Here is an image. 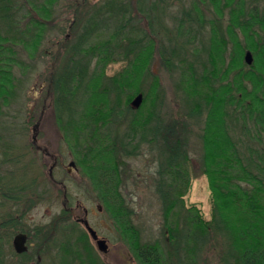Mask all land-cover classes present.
I'll return each instance as SVG.
<instances>
[{
  "label": "trees",
  "instance_id": "1",
  "mask_svg": "<svg viewBox=\"0 0 264 264\" xmlns=\"http://www.w3.org/2000/svg\"><path fill=\"white\" fill-rule=\"evenodd\" d=\"M114 1L104 3L105 12L99 9L79 20L78 35L68 48L69 58L47 78L53 89L50 93L59 126L65 138L83 144V161L89 162L87 172L99 200L126 238L137 239L134 253L139 264H175L174 257L194 261L213 233L224 236L226 264H264V78L255 75V71L249 75L242 65L237 66V59L239 64L243 59L244 46L236 30L239 26L247 45L255 43L264 52V39L254 40L257 28L264 29V11L261 13L248 2L234 5V0H207L215 5L221 15L219 19L224 22L217 17H205L198 7L199 0H193V11L180 16L173 28L177 37L186 36L191 44L200 42L198 45L195 42L189 53L186 45L179 44H174L171 52L187 63L183 73L188 74L178 83L186 116L201 122L198 135L202 172L208 178L213 207L209 221L192 209L191 213L187 211L183 199L191 184L188 135L192 130L186 134L166 122L159 85L156 81L148 85L143 81L152 75L150 64L154 54L162 55V50L155 48L154 24L159 23L156 18L164 17L165 9L158 0L147 1L139 8L140 19L144 21L138 27L130 8L121 4L122 8ZM47 6L45 2L38 14L45 17ZM225 7L229 13L227 19ZM20 10L17 1L0 0V23L9 31L0 42V63H4L0 66V77L4 80L0 95L5 93L6 85L13 83L9 66L20 63L11 44L17 43L15 33L9 35L17 29ZM121 14H128L129 18L120 17ZM117 17L120 24L112 30V36L94 45L92 38ZM34 20L36 26H44L37 17ZM203 28L210 31L207 44L203 39L196 40ZM40 38L36 32L35 37L20 42L36 48ZM229 42L233 43L231 48ZM164 51L167 52L166 47ZM198 51L207 53V59H200L201 72L189 57ZM96 56L102 65L106 63L105 68L114 61L123 65L112 74L105 72L101 76L103 80L97 82L90 73ZM228 57L230 62L226 67L223 63L219 65V61L228 62ZM263 60L260 66L264 70ZM213 61H216L215 71L210 73L209 64ZM138 96L140 100L134 104ZM149 143L157 144L161 156L155 186L164 218L168 219L163 228L167 242L142 241L141 231L132 222L121 192L123 175L119 161L135 155L142 144ZM81 255V250L77 251L82 259ZM0 264H4L1 258Z\"/></svg>",
  "mask_w": 264,
  "mask_h": 264
},
{
  "label": "rangeland",
  "instance_id": "2",
  "mask_svg": "<svg viewBox=\"0 0 264 264\" xmlns=\"http://www.w3.org/2000/svg\"><path fill=\"white\" fill-rule=\"evenodd\" d=\"M13 1H17L22 16L19 14L17 29L9 34L15 33L14 41L20 43H16L17 45L11 43L17 51L15 59L20 60V63L14 62L13 66H9L13 72V83L6 85L5 93L0 95V258L2 263L139 264L134 253L137 239L126 238L121 228L115 224L110 212L99 200L97 190L87 172L89 162L83 161V144H75L73 140L65 138L59 126L50 93L53 89L47 79L51 72L59 70L69 58L68 48L78 35L79 20L84 18V15L99 9L105 12L104 3L109 0ZM147 1L151 0H115L114 2L121 7L128 6L134 14L132 19L135 22L138 20L139 27L144 21L140 19L139 8ZM158 1L165 12L163 18H156L159 23L154 24L155 48L161 49L162 55L160 54V57L157 52L154 54L150 64L152 75L146 76V79L143 77L145 79L143 81L146 85L152 81L157 82V87L159 85L160 95L164 99L163 116L167 119L166 122L173 123V126L183 129L186 134L192 130L188 135L191 184L183 195L185 209L187 211L192 209L198 212L203 220L212 221L211 189L206 174L202 172L201 164L202 149L198 135L201 122L194 117L186 116L187 108L178 84L181 78L188 74L183 73L187 63L171 52L174 44H179L181 47L186 45L188 53L196 46V41L191 44V39L186 36L177 37L173 29L176 27L175 21L180 16L193 11V0ZM234 1V5L248 2V5L255 6L261 13L264 11V0ZM45 2L48 5V13L44 17L38 14V10H42ZM198 7L205 17L219 19L221 16L216 12L215 5L207 0H199ZM224 11L227 19L228 7H225ZM111 16L113 15L109 17ZM121 16L129 18L128 14ZM30 17L34 22L37 17L44 26L42 28L36 26L29 19ZM219 20L225 22L224 19ZM119 24L120 18H114L106 30L100 31L92 38L94 45L111 37L112 30H115ZM3 25L5 24L0 23V42L9 32ZM210 25L207 24L208 28ZM208 28H203L201 37L196 40L203 39L207 44L210 35ZM236 30L239 33L238 40L244 46L243 59L240 64L237 59V66L242 65V69L249 75L250 72L255 71L253 72L255 75L264 78V70L260 66V62L264 59L263 49L252 42L247 45L242 29L238 26ZM36 32L41 35L36 48H30L20 42V39L35 37ZM257 32L258 35L256 34L254 40L259 39L261 42V39H264V29L258 27ZM232 45L233 43L229 42V48ZM165 47L167 52L164 51ZM248 50L253 55L252 63H247L244 58ZM189 57L195 61L201 72L203 66L200 59H207V53L198 51L197 54L190 53ZM227 60L228 62L219 61V65L223 63L226 67L230 58L228 57ZM215 63L216 61H213L209 64L212 68L210 73L215 71L213 66ZM3 65L4 63L1 62L0 66ZM122 65L123 62L114 61L105 68L106 63L102 65L96 56L90 73L95 76L94 80L100 82L105 72L112 74ZM238 70L240 69L237 67V72ZM2 81L4 80L0 77V87ZM138 100L140 96L133 103L136 104ZM234 134L237 135V129ZM156 145L142 144L135 155L121 158L118 164L123 175L121 192L126 198L132 222L141 231L142 241L167 242L163 228L166 224L165 220L168 219L164 218L163 204L155 186L159 177L158 162L161 158L159 147ZM72 160L76 166L70 164ZM65 203L73 206L71 212L64 207ZM77 203L81 206H77ZM83 206L89 210L90 224L101 236L108 238L110 247L108 255L103 254V251L96 247L97 244L92 241L84 223L75 221L74 215H83ZM175 216L179 218V215ZM24 231L29 235L27 242L29 247L26 251L17 252L12 242L13 237L16 233ZM223 237L220 233H213L202 251L194 257V261L189 262L187 259H182L183 257H174L175 264H226L224 252L227 244ZM79 250L82 252V259H78ZM72 259L75 261L72 262Z\"/></svg>",
  "mask_w": 264,
  "mask_h": 264
},
{
  "label": "water",
  "instance_id": "3",
  "mask_svg": "<svg viewBox=\"0 0 264 264\" xmlns=\"http://www.w3.org/2000/svg\"><path fill=\"white\" fill-rule=\"evenodd\" d=\"M245 59L248 63H252L253 55H252L250 50H248L245 53ZM138 102H139V100H138ZM70 163L73 164L72 161ZM84 225L86 226L87 230L89 231L90 236L93 239H95L97 247L99 248V250L105 251L108 247V243L106 242V239L98 237L97 231L90 225L88 220L84 221ZM25 240H26V234L25 233H18L15 235V237L13 239V244H14V248L16 249L17 252H23L27 249V246L25 244Z\"/></svg>",
  "mask_w": 264,
  "mask_h": 264
},
{
  "label": "flooded vegetation",
  "instance_id": "4",
  "mask_svg": "<svg viewBox=\"0 0 264 264\" xmlns=\"http://www.w3.org/2000/svg\"><path fill=\"white\" fill-rule=\"evenodd\" d=\"M73 166H76V164H75V162L72 164ZM53 179V178H52ZM63 188H64V192H66V186L64 185L63 186ZM77 206H81L79 203H77ZM64 207L65 208H67L70 212L73 210V206L72 205H67V203H65L64 204ZM100 207V206H99ZM89 212V210H88V208L87 207H85V206H83V215H81V216H78V215H74V218H75V221H77V222H80V223H84V221L85 220H88L89 221V219H88V213ZM109 214H111V213H109ZM111 216L113 217V215L111 214ZM114 219V218H113ZM90 223V222H89ZM93 228H94V226L93 225H91ZM86 227V226H85ZM95 229V228H94ZM96 230V229H95ZM97 231V230H96ZM19 233H25L26 234V240H25V244H26V246H27V249H28V247H29V245H28V240H29V235H28V233L27 232H19ZM16 234H18V233H16ZM15 234V235H16ZM97 234H98V237H101V238H104V239H106V242L108 243V247H107V249L105 250V251H103V254H106V255H108V253H109V251H110V247H109V240H108V238H106L105 236H101L99 233H98V231H97ZM15 235H14V237H15ZM14 237H13V239H14ZM91 237V236H90ZM92 238V237H91ZM92 241L96 244V241H95V239H93L92 238ZM96 247H97V245H96ZM26 249V250H27ZM25 250V251H26ZM78 259H80V258H78ZM77 259V260H78ZM76 260V261H77ZM73 261H75V259L73 260L72 259V262ZM75 263V262H74Z\"/></svg>",
  "mask_w": 264,
  "mask_h": 264
},
{
  "label": "bare ground",
  "instance_id": "5",
  "mask_svg": "<svg viewBox=\"0 0 264 264\" xmlns=\"http://www.w3.org/2000/svg\"><path fill=\"white\" fill-rule=\"evenodd\" d=\"M252 53V52H251ZM244 58H245V56H244ZM246 60V59H245ZM247 62V61H246ZM248 63V62H247ZM72 162L74 163V160H72ZM91 225V224H90ZM13 242V241H12ZM14 245V244H13Z\"/></svg>",
  "mask_w": 264,
  "mask_h": 264
}]
</instances>
